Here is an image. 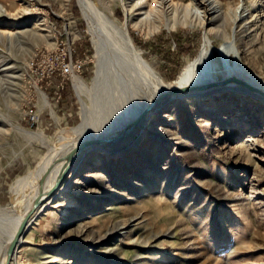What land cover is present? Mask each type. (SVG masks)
<instances>
[{
    "label": "rangeland",
    "instance_id": "374dc122",
    "mask_svg": "<svg viewBox=\"0 0 264 264\" xmlns=\"http://www.w3.org/2000/svg\"><path fill=\"white\" fill-rule=\"evenodd\" d=\"M93 1L106 30L107 18L126 21V3L134 44L167 90L199 58L206 33L218 78L229 66L264 75V0H221L218 8L206 5L213 0H164L179 17L185 9L193 18L207 8L213 15L207 24L174 26L155 21L156 10L137 25L147 15L137 0ZM63 46L71 50V73L41 77L58 64L59 52L49 51ZM102 64L78 0H0V208L26 207L34 171L89 114L115 115L150 87L135 71L128 82L114 83L104 107ZM74 74L86 81L87 93L75 88ZM210 96L226 104L212 106L209 96L173 101L133 132L141 137L127 153H100L79 172L70 167L62 182L69 179L79 192L69 190V202L33 223L14 263L264 264V102L228 91ZM112 202L126 209L94 219ZM66 248L75 252L64 258ZM85 251L89 259L82 262L77 253Z\"/></svg>",
    "mask_w": 264,
    "mask_h": 264
},
{
    "label": "bare ground",
    "instance_id": "6f19581e",
    "mask_svg": "<svg viewBox=\"0 0 264 264\" xmlns=\"http://www.w3.org/2000/svg\"><path fill=\"white\" fill-rule=\"evenodd\" d=\"M78 2L96 37L99 45V53L103 61L104 77L102 79L103 87H101V104H104V107H106V104L112 101L114 96L111 98V95L112 92H114V83L121 84L122 82L123 84V81L125 82V80L127 81L130 79L129 74L134 75L136 73H142L145 80L147 79L150 87H146L143 90L136 103L127 109L124 108L119 110L115 115L109 114L97 118L98 114H89V117L81 122L77 129H75V134L59 144L54 153L52 152L53 156L34 171L31 182L34 181L35 183H33L31 189L28 190V192H32L33 195L31 193V198L28 200L26 207L19 213H13L14 209L0 208V264L6 263L7 248L13 239L18 238L11 257L12 263L16 260L23 242L26 241V231L33 226V223H37V220L42 217V214L49 213L52 207L69 202L66 199L69 190L76 194L79 192L80 186L72 188V182L69 179L62 182L63 175L70 167H72L74 171L79 172L83 168H89V164L93 162L100 153L108 157L127 153L141 137L139 132H133L141 124H148L149 118L158 114L169 103L184 98L203 99L209 96L211 97L209 100H211L210 104L212 106L226 104L224 100L216 101L218 99L210 95L216 92L227 93V91L231 93L247 94L252 96V98L264 102V75L258 74L250 67L244 66L243 68L236 69L229 66L226 69L225 75L222 78H218L216 65L213 62V43L208 33L205 35L206 44L205 47L203 46L199 58L181 76L179 84H170L168 88V90L173 88L184 89L168 93L166 89L168 84L161 80L159 73L149 64L141 53L138 52L134 44L128 28L130 8L126 3V21L120 22L117 18H107L104 20L106 22V30L102 27V20H100L99 15H97L98 11L94 1L78 0ZM221 2V0H213L209 3L207 2L208 4L206 3V5L209 7L211 4L216 3L215 8H218L221 7ZM137 5L144 7L145 10L143 12L147 13L143 20L136 23L139 26L147 24V21L151 20L150 14L153 10L158 12V14L156 13L157 16L155 21L158 20L165 26H174L179 23L187 22L193 24L201 23V25L213 22V15L210 17L208 15L207 17L208 8V10L204 9V12H197V15H194L196 18H193V13L189 9L184 10L182 17H179L180 15L178 16L176 13H168L164 5V0H137ZM231 9L232 7L229 6V11H231ZM216 11H218V9L215 10V12ZM224 52L227 57L228 51ZM224 79H226V81L221 83L220 81ZM73 81L79 93H87L89 91V86L86 81L79 75L74 74ZM219 99H223V97ZM97 100L98 98L95 97V101ZM153 101H155V104L149 108ZM87 151L91 152V154L89 159L83 162L81 161L82 157ZM104 184V182H101V186H106ZM51 190L52 195L47 197V194L51 192ZM92 196L97 197L98 195L93 191ZM36 198H39L41 201L36 209L37 211L29 216L23 231H21L17 237L21 223L27 212L31 210ZM99 198L103 199L104 196H99ZM72 202L73 207L79 205L76 199ZM120 209L126 208L118 202H112L107 206L106 210L98 212L94 219L104 218L106 214L116 213ZM110 221L111 219L109 221H104L103 225L109 226ZM85 227V224L81 225V231H87ZM111 230L113 229H108L109 232ZM104 251L107 250L104 249ZM74 252L75 250L66 248L61 255L65 258L67 255ZM87 253L88 251L83 253L78 252L77 257L80 261L85 262L89 259L87 258ZM98 258L99 260H103L104 257L99 254Z\"/></svg>",
    "mask_w": 264,
    "mask_h": 264
},
{
    "label": "built area",
    "instance_id": "2783aa9c",
    "mask_svg": "<svg viewBox=\"0 0 264 264\" xmlns=\"http://www.w3.org/2000/svg\"><path fill=\"white\" fill-rule=\"evenodd\" d=\"M49 52H59L56 55V57L58 58V61H57L58 64L56 66L55 65L51 66L47 70L42 69L41 77L45 76L46 74H50L51 72H54L57 69L58 70L60 69L63 74L71 73L73 60L71 57L67 56L68 55L67 52H71L70 48H66L65 46H63L62 48L57 47L54 50L49 51ZM37 66H39V64ZM31 119L32 120L35 119V113L31 114Z\"/></svg>",
    "mask_w": 264,
    "mask_h": 264
},
{
    "label": "water",
    "instance_id": "95a60500",
    "mask_svg": "<svg viewBox=\"0 0 264 264\" xmlns=\"http://www.w3.org/2000/svg\"><path fill=\"white\" fill-rule=\"evenodd\" d=\"M181 89H184V88H173V89H169L168 90V93H173V92H177ZM153 104H155V101L151 102L149 108H151V106H153ZM52 195V190L51 192H49L47 194V197L51 196ZM40 200L39 198H36L34 203H33V206L31 208V210H29V212H27L26 216L24 217V220L22 221L21 223V227H20V230L18 232V235L17 237L19 236L20 232L23 231L24 227H25V224H26V221L27 219L29 218V216L37 209V207L39 206L40 204ZM17 239L18 238H15L11 241V243L9 244V247L7 248V258H6V263L5 264H10V261H11V257L13 255V250L15 248V245L17 244Z\"/></svg>",
    "mask_w": 264,
    "mask_h": 264
}]
</instances>
